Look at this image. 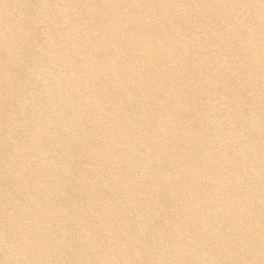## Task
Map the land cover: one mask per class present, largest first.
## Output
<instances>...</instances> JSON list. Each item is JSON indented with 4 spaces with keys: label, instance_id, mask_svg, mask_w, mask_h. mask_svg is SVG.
<instances>
[{
    "label": "bare ground",
    "instance_id": "1",
    "mask_svg": "<svg viewBox=\"0 0 264 264\" xmlns=\"http://www.w3.org/2000/svg\"><path fill=\"white\" fill-rule=\"evenodd\" d=\"M23 3L0 0V131L12 133L10 121L28 132L20 142L0 135V181L10 190L0 196L13 209L24 199L33 219L16 223L28 235L9 248L0 233L5 264H60L50 249L78 264H216L208 240L223 243L220 218L246 235L232 212H263L255 205L264 202V0ZM19 79L26 89L11 108L2 90ZM218 83L224 100L214 113L243 109L251 126L223 120L233 127L224 137L214 124L210 143L192 103ZM9 142L14 159L3 152ZM74 169L83 175L72 183ZM71 185L72 200L51 202ZM210 203L219 207L208 220ZM50 209L62 222L54 229ZM0 213L12 227L14 213Z\"/></svg>",
    "mask_w": 264,
    "mask_h": 264
},
{
    "label": "rangeland",
    "instance_id": "2",
    "mask_svg": "<svg viewBox=\"0 0 264 264\" xmlns=\"http://www.w3.org/2000/svg\"><path fill=\"white\" fill-rule=\"evenodd\" d=\"M38 1L39 0H24L23 4L27 5V7H28L30 5L37 4ZM189 14L193 15L195 22H197V23L200 22V14L199 13L193 12L192 14L191 13H189ZM251 23L252 22H246L245 25H249ZM213 26L215 27L216 31L220 30L218 23H215V25H213ZM198 38H199V36H198ZM29 68L31 70V67L29 65H27V71L29 70ZM17 69H21L24 72L26 71V69L23 66H21L20 64L17 66ZM230 79L233 83L234 82H235V84L240 83L242 85V86L238 85V87H242L243 89L246 88V85L244 83L245 80L241 77V75L230 76ZM187 83L189 85H192L193 80L188 79ZM200 83H202V82L200 81ZM202 84L205 85L204 83H202ZM202 84L199 85L200 86L199 88H201V90H202ZM233 86L235 88L237 87L236 85H233ZM10 87L11 88L7 89L6 91L2 90V92H3V94H5L6 99L10 100L11 108H15L17 106V104L20 102L19 100H16V101L14 100L15 94L18 93V91L21 92V91L25 90L26 86H23L22 80L19 79L16 84H13ZM219 87H220V84L218 83L216 85V91L211 90L209 92V98H205V99L199 98V99H196L192 103V105L194 106V108L192 109V112L196 113L200 117L201 129L205 134V138H204L205 142L211 143V141H213L212 134L214 133V124L219 123L221 125L223 132H224V137L227 135L228 131L230 132V129H231V127H233V125L232 124L227 125V124H225V122L223 120H226V121L229 120L230 123L234 122V125L238 128H242V130H245L251 126L250 121H249V119H251V114H246L243 109H240L237 111H226L224 114H222L223 118L219 117L218 113H214L216 111V109H221L220 108L221 102H222V100H224V97H222L223 95H222L221 91H219V89H218ZM259 92H260V90L256 89L252 93H249V95H258ZM8 95H9V97H8ZM240 98L243 100H247L246 102H251V105L253 107H255V108L257 107L258 102L255 103L254 98L251 96H248L247 92L243 91V95H241ZM259 111L260 110H256V112H259ZM7 113H8V110H7ZM189 113H191V112H189ZM226 113H228V115ZM236 115H239L240 119L236 120L235 118H233ZM254 116L258 117L259 114H256ZM215 118H217V119H215ZM8 123H9L8 127H10L12 133L4 134L2 131H0V133H1L0 135H2V136L14 135L18 142H20L21 140L26 138V136H28V132H26L22 128L23 126H20V123H18L17 127H15V124H16L15 122L12 123V122L8 121ZM21 123L23 124L25 122L23 121ZM1 127L2 126L0 123V128ZM260 128H262V125H260ZM194 130L195 131H193L192 135L195 138L197 136L196 134L198 133V131L196 130V127L194 128ZM240 132H242V131H240ZM161 138L164 139V137H161ZM262 141H264V137L262 138ZM214 143L217 144V147H220L222 145L221 142H214ZM212 147H213V145L211 144V149H212ZM19 149H20V151H28L29 150V148L27 146H21V145H19ZM211 149H210V151H211ZM3 152L5 153L4 155L10 156L11 159H14L15 151L13 149V145H11L10 142H9L8 146H5L3 148ZM80 155H82V154L79 153V157H80ZM257 159L262 161L264 159V152H260L259 154H257ZM1 160L2 159L0 157V163H1ZM80 160L82 162V165L87 164V163H85L86 161H85L84 157L81 156ZM59 162L62 164L63 162H65V159H61ZM95 164L97 165L99 163L96 162ZM263 170H264V168H263ZM263 170H259V171H261L263 173ZM76 173H77V176H76ZM70 175L72 177L71 181L73 183L77 178L81 177L83 174L79 169H74L71 171ZM219 178L221 181L223 177H219ZM126 183H128V182L126 181ZM8 187L9 186H7V184L5 182L0 181V192L1 193L5 194V195L8 194L10 191ZM72 188H73L72 185L69 187H64V191L66 190V192H65L66 197L64 196L65 193H63L62 196H60V195L59 196H53L54 198L51 202L58 204L60 201H62L61 199H59L60 197L66 198L69 201L72 200V198L75 197V194H74V191ZM30 190H32V188ZM204 191H207V189L205 188ZM0 198L2 199L0 202V210H7V212L9 214L14 213L15 222H13V225H12L13 228L10 227L7 219H4L3 214L0 213V233H2L1 234L2 238L9 240V242H8L9 244L8 243L6 244V247L9 248L12 246V244L10 243V240L13 238V236L25 237L26 235H28V231H26V230L24 232L22 230H15L16 223L17 222L18 223L28 222V220L33 219V217L30 216V214H29L30 207L26 203H24L25 200L23 198L22 199L24 201L21 199L14 200V202L20 204L17 206L15 205L14 209L12 207L13 205H11L9 203H5L1 196H0ZM22 204H25V205L23 206ZM167 206H168V203H167L166 207ZM208 206H209V211H210L208 220H210L211 215H213L212 213H215V208H218L219 206L216 203L215 204L210 203V204H208ZM255 206H258L259 208H261L263 210V212L253 211L251 215H246L244 213H240L237 211L232 212V216L240 217L241 218V224H245V226H241V227H245V230H243V231L249 232V233H245L246 235H242V234L236 235L237 231H235V235H232V232H231L232 230L229 228V223L227 221V218H224V217L220 218V221L218 223L214 222L211 224V226H215L217 223V227H219L220 230L223 232L225 238L227 237V242H225V238H224L223 243L219 242V238H215V236H213V237L211 236L210 240H208L210 242V244L213 245L211 252H208V256H213L215 258V260H217L216 264H246L247 261H251L253 264H256V263H254L255 261L256 262L260 261V258H261L260 256L262 254L264 255V202H262V203L260 202L258 205H255ZM66 211L68 213H69V211L71 212L70 208L66 209ZM66 211H64V212H66ZM50 215L51 216L54 215L55 218L52 220L53 225L52 226L49 225V227H52L53 229L57 228V226L62 223L60 221V219L57 217L58 212L55 210H51ZM73 218L74 217L72 214L70 216L71 220L66 219L65 221L75 222L73 220ZM231 218H233V217H231ZM86 219H87V221H89L91 219V217H88ZM1 223H3V224H1ZM254 230H259V233L258 234L253 233ZM235 237H237L236 240H235ZM243 240H246L247 244H241V242ZM1 243L2 242H0V244ZM223 245H224V247H223ZM238 251H239V253H237ZM193 253L195 254L194 256L201 257V253L196 255V252L194 250H193L192 254ZM50 254L51 255H50L49 259L52 262H54L58 259L60 261V264H65V263L66 264H78L76 262L74 263L73 260H70L67 256H65L64 253H60L59 251H56L55 249H50ZM263 255H262V258L264 259ZM220 259H222L223 262L218 261ZM0 264H5L4 257L2 256L1 250H0ZM257 264H260V263H257Z\"/></svg>",
    "mask_w": 264,
    "mask_h": 264
}]
</instances>
